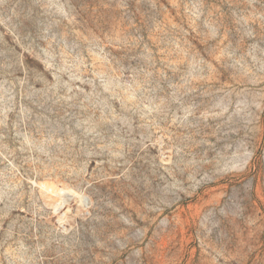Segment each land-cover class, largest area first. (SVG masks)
<instances>
[{
	"label": "rangeland",
	"instance_id": "rangeland-1",
	"mask_svg": "<svg viewBox=\"0 0 264 264\" xmlns=\"http://www.w3.org/2000/svg\"><path fill=\"white\" fill-rule=\"evenodd\" d=\"M0 264H264V0H0Z\"/></svg>",
	"mask_w": 264,
	"mask_h": 264
}]
</instances>
